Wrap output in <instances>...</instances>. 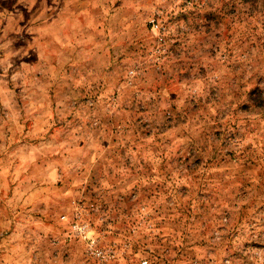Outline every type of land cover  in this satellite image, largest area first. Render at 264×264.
<instances>
[{"label":"rangeland","instance_id":"rangeland-1","mask_svg":"<svg viewBox=\"0 0 264 264\" xmlns=\"http://www.w3.org/2000/svg\"><path fill=\"white\" fill-rule=\"evenodd\" d=\"M143 262L264 264V0H0V264Z\"/></svg>","mask_w":264,"mask_h":264},{"label":"built area","instance_id":"built-area-1","mask_svg":"<svg viewBox=\"0 0 264 264\" xmlns=\"http://www.w3.org/2000/svg\"><path fill=\"white\" fill-rule=\"evenodd\" d=\"M150 25H151V29L152 30H157L158 29V24L157 22H154V20H150ZM60 222H67L65 216H60V219H59ZM70 222H83V221H78V220H71ZM78 229V231H84V228L85 226H74V229ZM146 262H143L142 264H145Z\"/></svg>","mask_w":264,"mask_h":264}]
</instances>
